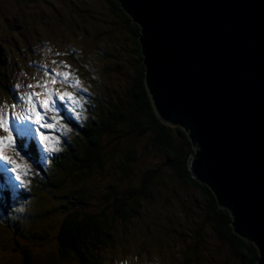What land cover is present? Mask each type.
<instances>
[{
  "label": "trees",
  "instance_id": "16d2710c",
  "mask_svg": "<svg viewBox=\"0 0 264 264\" xmlns=\"http://www.w3.org/2000/svg\"><path fill=\"white\" fill-rule=\"evenodd\" d=\"M105 2L110 13L124 27L126 35L132 38L131 52L134 59L123 97H117L116 92L106 91L105 88L103 94L109 93L112 99H101L97 93L89 98L90 101L88 98L84 101L82 99L75 110L79 115L84 114L82 121L78 122L76 117L62 112L45 114L46 117L51 115L57 116L58 120L62 119L71 127L73 133L69 138L60 137V151L54 153L51 158L41 157L35 131L30 138L16 137L13 132L14 148L11 149L27 157L31 174L28 175L25 186L19 187L21 193L18 191L20 194L17 196L15 186L10 184L13 180L10 177L12 173L6 171L8 166L0 162V210L3 223L6 222L4 219H7L9 221L5 223L6 227L14 229L16 226L17 230L14 232H21V224H18L19 221L6 209L15 198L17 202L31 201V206L32 203L35 204L34 211L32 210L26 219H32L33 215L40 220L44 219L41 221L43 223L45 215L50 212L41 209L43 193L55 199L57 192L67 190V193H64L65 203H71L67 197L71 195L74 205L89 207L88 199L94 198L103 200V205L97 207L95 212L69 211L62 219L54 238L61 261L70 258L75 264H109L108 260L105 261L108 256L115 254V251L126 249V245L133 248L132 242L135 244L136 241H142L146 246V249L138 253L140 257L145 256L146 251H152L151 248L149 250L152 242L149 241L148 245H145L147 238L139 232L134 234L130 225L142 203L150 201L153 205V201H157L167 192L168 186L164 180L170 176L195 190L196 215L198 212V219L194 220L191 230L193 238H190L193 240L185 247L180 245L179 251L173 248L178 254H173V261L180 256L182 262L176 260L178 264H202V253L199 250L203 252L201 247H205L197 243L196 239H201L206 228L240 264H257L260 255L255 243L234 232L233 218L228 209L219 204V199L209 187L200 184L191 176L188 159L193 147L187 133L180 126L163 123L154 111L144 81L145 67L138 41L139 27L132 22L117 0ZM2 59L0 57V61ZM3 78H7L6 73L0 76V98L10 99L12 91L8 88L9 83L6 84ZM70 90L72 94H77L72 88ZM82 104L85 109L80 107ZM87 109L90 112H87ZM12 151L14 156L16 152ZM150 156H157L159 161L154 167L144 168V161ZM137 167H140L139 175ZM99 176L104 179L100 184L97 183ZM67 179L70 187L66 185ZM107 179L110 183L105 182ZM88 189L96 190V197H91L86 192ZM80 191L82 193H78ZM155 225L159 226V232L171 233L167 225ZM148 227L146 225L147 229ZM49 228H52L50 224L40 227L39 232L47 233ZM119 229L127 232L116 235ZM46 235L39 237L43 240ZM126 235H129V240L122 238ZM155 243L154 249L158 254L159 251L165 254L162 250H169L167 245H163L167 243L165 240ZM206 244L209 247V244ZM23 253V264H39L38 261H33L30 253ZM52 260H46L44 264H55ZM176 261L172 264H176Z\"/></svg>",
  "mask_w": 264,
  "mask_h": 264
},
{
  "label": "water",
  "instance_id": "95a60500",
  "mask_svg": "<svg viewBox=\"0 0 264 264\" xmlns=\"http://www.w3.org/2000/svg\"><path fill=\"white\" fill-rule=\"evenodd\" d=\"M140 29L158 118L191 140L188 170L264 264V0H117Z\"/></svg>",
  "mask_w": 264,
  "mask_h": 264
},
{
  "label": "rangeland",
  "instance_id": "374dc122",
  "mask_svg": "<svg viewBox=\"0 0 264 264\" xmlns=\"http://www.w3.org/2000/svg\"><path fill=\"white\" fill-rule=\"evenodd\" d=\"M131 49L132 38L126 35L122 24L110 13L105 0H33V2L31 0H0V57L3 58L0 61V76L7 74V78L3 80L6 84L9 83L8 88L12 91L10 99L0 98V112H9V127L15 128L11 112L19 114L21 108H28V105L21 100V96L36 90L27 87L35 82L33 77L39 79L44 71L51 69L70 73L71 83L79 81V88L84 89L79 92L80 98L77 94H72L70 90L72 87H64L62 84L55 86L58 91L68 92L79 101L87 100V98L90 101L89 98L96 93L101 99H112L109 93L103 94L105 88L106 91L116 92L117 97H123L134 59ZM63 65L70 67L66 68ZM83 104L80 107L85 109ZM55 109L54 114L62 112L75 116L70 114L59 101H55ZM78 110L80 111V108ZM87 112L90 110L87 109ZM83 115H78L76 122L82 121ZM47 119L53 127L41 129V134L47 135L48 139L41 144L38 137V149L41 157L51 158L54 153L60 151L62 144L60 137L69 138L73 133H71V127L62 119L58 120L57 116L48 115ZM44 147L58 150L45 153ZM11 151V148H6L4 154L21 165L18 174L28 181V175L31 174L29 160L25 155L13 156ZM158 161L157 156H150L145 159L144 168L154 167ZM7 166L10 167V165ZM24 166L29 168L26 174ZM139 168L137 167V175L141 172ZM10 177L13 180L9 182L15 186L14 190L18 196L21 193L19 189L21 186L14 179L13 174ZM98 180L97 183L100 184L104 179L99 176ZM105 182L110 183V180L107 179ZM164 182L168 186L167 192L157 201H153V205L149 203L150 201L142 203V207L137 209L138 214L130 225L134 234L139 232L147 238L145 245H148L149 241L152 242L153 246L149 245V250L151 248L152 251L150 250V253L146 251V255L140 257L138 253L146 249V246L142 241H136L135 244L132 242L133 248L126 245V249L115 251V254L108 256L105 261L108 260L109 264H172L176 260L182 262V257L177 256L173 261L172 256L178 255L176 250H180V245L185 247L193 240L191 230L193 222L198 219L194 201L197 193L174 177L168 176ZM66 185L70 187L68 179ZM88 190L86 192L91 197H96V190ZM64 193H67V190L57 192L55 199L43 193L41 209L50 211L49 215H45L43 223L41 221L44 219L40 220L33 215L32 219H26V216L34 211L35 204L32 203L31 206V201L17 202L15 198L6 209L19 221L18 224H21L19 227L22 226L23 229H20V233L14 232L17 230L16 226L14 229L8 225L6 227L5 223L9 220L4 219L6 222L3 223L2 210H0V264H23L24 251L30 253L34 258L33 261H38L39 264H44L50 259H53L55 264H75L70 258L63 261L59 259L54 240L57 227L69 211L95 212L97 207L103 205V200L88 199L89 207L82 204L74 205L69 194L67 197L71 203H65ZM155 223L167 225L171 233L159 232V226ZM49 224L52 228H49L47 233L39 232L40 227ZM146 225L149 226L148 229ZM125 232L127 231L119 229L116 235H123ZM30 233L32 235H29ZM42 234H47L43 240L39 237ZM122 238L129 240L130 237L126 235ZM162 240L167 242L163 245H167L169 250H162L165 254L159 251L160 254H158L155 252L154 245L155 242ZM196 241L205 247L200 246L203 252L199 250L202 253V264H240L206 228L201 239ZM176 264H178L177 261Z\"/></svg>",
  "mask_w": 264,
  "mask_h": 264
},
{
  "label": "snow or ice",
  "instance_id": "6c2138e0",
  "mask_svg": "<svg viewBox=\"0 0 264 264\" xmlns=\"http://www.w3.org/2000/svg\"><path fill=\"white\" fill-rule=\"evenodd\" d=\"M53 63L56 62L53 61ZM63 67L68 68L70 66L63 65ZM69 76L70 73H63L51 69L44 71L39 79L33 77L35 82L29 84L27 87L36 90L25 93L21 96V100L28 105V108H21L19 114L14 111L11 112V118L16 125L15 128L9 127V112H0V133H3V135H0V161L10 165L6 171L13 174L14 179L20 186H23L26 182V180L22 179L21 175L18 174L21 165L5 155L4 150L6 148H14L13 132H15L16 137L30 138L32 137L33 131H35V135L39 137L41 144H43L48 137L47 135L41 134L39 129H51L53 127V125L48 122L44 113L56 111L55 101H59L70 114H75L74 118L78 117L79 113H76L75 110L79 107L80 101L75 99L70 93L60 92L55 88L57 84H62L64 87H72L73 90L76 91L77 96L79 95V92L84 91V89L79 88V81L71 83ZM57 150L58 149L50 150L48 147H44L43 149L45 153ZM16 156H21V153L16 151ZM27 171V166H24L25 174Z\"/></svg>",
  "mask_w": 264,
  "mask_h": 264
},
{
  "label": "bare ground",
  "instance_id": "6f19581e",
  "mask_svg": "<svg viewBox=\"0 0 264 264\" xmlns=\"http://www.w3.org/2000/svg\"><path fill=\"white\" fill-rule=\"evenodd\" d=\"M20 218V217H19Z\"/></svg>",
  "mask_w": 264,
  "mask_h": 264
}]
</instances>
